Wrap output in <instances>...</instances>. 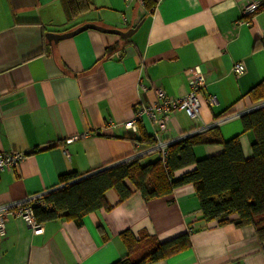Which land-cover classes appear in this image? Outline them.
<instances>
[{
    "label": "crops",
    "instance_id": "crops-1",
    "mask_svg": "<svg viewBox=\"0 0 264 264\" xmlns=\"http://www.w3.org/2000/svg\"><path fill=\"white\" fill-rule=\"evenodd\" d=\"M253 1L93 0L92 9L69 17L65 0H0V153H25L18 169L0 174V205L33 195L45 203L61 175L85 176L139 149L141 165L155 162L157 150L131 139L142 130L154 140L156 133L176 141L217 125L225 139L240 133L249 157L254 133L243 132L240 115L259 106L248 91L264 77V0L253 16L243 17ZM87 23L122 31L139 26L127 39L95 29L57 41L47 35ZM236 62L244 64L242 74L233 71ZM194 68L207 85L197 117L177 110L165 130L148 117L135 129L124 127L142 103L157 101V87L171 99L187 95ZM193 151L201 159L220 154L223 145L198 144ZM126 184L132 194L124 201L115 189L106 191L110 210L80 222H42L41 234L10 216L0 264H113L129 254L125 231L137 241L145 233L159 243L188 234L189 248L149 264H264V237L252 225L206 221L191 183L148 200L130 180Z\"/></svg>",
    "mask_w": 264,
    "mask_h": 264
},
{
    "label": "trees",
    "instance_id": "trees-1",
    "mask_svg": "<svg viewBox=\"0 0 264 264\" xmlns=\"http://www.w3.org/2000/svg\"><path fill=\"white\" fill-rule=\"evenodd\" d=\"M92 4L93 0H65L69 17L89 11ZM248 95L259 103L257 108L240 115L243 132L252 130L254 133L249 157L243 154L240 133L225 139L216 125L171 143L166 163L159 158L143 166L140 155L93 170L85 176L76 172L61 175L60 187L44 194L45 206L32 205L37 221L64 217L80 222L85 215L98 209L110 210L106 191L113 188L121 201L126 200L132 194L127 180L141 191L145 200L166 195L177 186L191 183L206 221H216L219 225H252L264 237V77L248 91ZM227 115L230 113L217 118ZM131 139L149 146L156 144L143 130L139 138ZM209 143L222 144L223 151L198 159L193 147ZM189 166L194 168L175 177V172ZM121 236L129 247V254L113 264H149L191 245L188 234L163 243L145 233L138 241L129 231ZM137 251L142 254L133 258Z\"/></svg>",
    "mask_w": 264,
    "mask_h": 264
},
{
    "label": "built area",
    "instance_id": "built-area-1",
    "mask_svg": "<svg viewBox=\"0 0 264 264\" xmlns=\"http://www.w3.org/2000/svg\"><path fill=\"white\" fill-rule=\"evenodd\" d=\"M260 0H255L247 5H245L243 10V17H251L255 12H257L262 6ZM244 20L248 24V20ZM233 71L236 74H242L245 71V66L242 62H236L233 67ZM192 79L190 82L191 90L187 95L177 99H171L161 88H156L157 101L148 104L142 103L135 112L134 118L124 123V127L128 129H135L137 127V122L141 119L148 117L153 125L157 126L161 130L167 129V124L174 111L183 110L190 117H197L199 115V110L201 107L200 93L206 89V81L204 74L197 68L193 69ZM208 102H215V98L208 97ZM192 135V133H187L178 140H182L185 137ZM156 144L152 146L154 150L159 152V158L163 163H166L169 148L168 146L175 141L162 140L155 133ZM176 140V141H178ZM143 152H137L132 157L126 161L132 159L133 157L142 155ZM25 158V153L22 151H10L0 153V174L6 170L18 169L21 162ZM32 205H44L41 195H33L29 199L12 205H0V239L6 234V222L10 216L22 218L28 227L32 230L34 234H41L44 231V225L42 222L37 221ZM192 229L189 228L188 232Z\"/></svg>",
    "mask_w": 264,
    "mask_h": 264
},
{
    "label": "water",
    "instance_id": "water-1",
    "mask_svg": "<svg viewBox=\"0 0 264 264\" xmlns=\"http://www.w3.org/2000/svg\"><path fill=\"white\" fill-rule=\"evenodd\" d=\"M138 26L139 25H137L134 28H130L126 31H122V30L115 29V28L103 27V26L95 24V23H87V24H84L80 27H77L76 29H74L70 32H67V33H64L61 35H57L54 33H48L47 35L50 39L57 41L58 39L72 37V36L82 32V31L87 30V29H95V30L106 32V33L117 34V35L121 36L122 38L127 39V38L131 37L136 32Z\"/></svg>",
    "mask_w": 264,
    "mask_h": 264
},
{
    "label": "rangeland",
    "instance_id": "rangeland-1",
    "mask_svg": "<svg viewBox=\"0 0 264 264\" xmlns=\"http://www.w3.org/2000/svg\"><path fill=\"white\" fill-rule=\"evenodd\" d=\"M82 26V25H81ZM80 27V26H79Z\"/></svg>",
    "mask_w": 264,
    "mask_h": 264
}]
</instances>
